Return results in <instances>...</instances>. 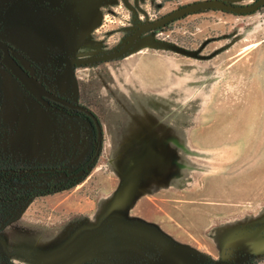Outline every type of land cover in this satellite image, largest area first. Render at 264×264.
Returning <instances> with one entry per match:
<instances>
[{
  "label": "rangeland",
  "instance_id": "obj_1",
  "mask_svg": "<svg viewBox=\"0 0 264 264\" xmlns=\"http://www.w3.org/2000/svg\"><path fill=\"white\" fill-rule=\"evenodd\" d=\"M72 1L88 35L71 53L85 58L118 50L143 23L202 0ZM67 52L60 53L63 60ZM145 52L208 66V75H191V95L183 101L181 81L170 75L177 127L172 133L161 129L149 144L141 142L145 135L113 144L107 129L84 180L4 209L1 264H163L168 251L175 252V264H264V255L243 249L229 230L238 222L240 233L264 237V7L247 15L218 10L188 15L144 33L122 57ZM54 59L46 66L27 62L51 89L101 114L103 93L93 95L88 87L106 65L76 66L73 84L64 87V69ZM77 86L80 92L73 91ZM47 110L59 121V139L33 154L13 153L2 143L0 157L70 169L83 163L96 142L91 124ZM167 131L175 142L162 136Z\"/></svg>",
  "mask_w": 264,
  "mask_h": 264
},
{
  "label": "crops",
  "instance_id": "obj_2",
  "mask_svg": "<svg viewBox=\"0 0 264 264\" xmlns=\"http://www.w3.org/2000/svg\"><path fill=\"white\" fill-rule=\"evenodd\" d=\"M71 4L65 7L69 18L59 9L35 7L30 0H0V37L13 45L26 62L46 66L57 57L54 60L60 65L63 62L60 53L88 35L86 24L81 23ZM33 7L39 10L33 12ZM103 65L108 70L96 72L97 75L88 74L95 75L88 90L93 95L99 92L102 96L103 93L102 113L92 111L99 117L103 134L107 135L108 129L113 144L129 142L128 137L138 141L137 136L141 135L146 136L141 142L149 144L161 129L169 128L172 133L177 124L174 118L171 119L176 104L170 99L175 94V77L170 75H178L181 81L182 101L183 97L188 99L191 95V75H208V66L201 61L150 52L103 62ZM163 75L164 82L160 86ZM67 84L64 87L73 84L71 78ZM73 91L80 92V89L77 86ZM185 109L189 112L191 106L187 105ZM58 124L59 121L0 64V150L3 144H8L12 152L24 149L29 154L35 149L47 151L51 139H59L55 133ZM171 133L167 131L162 136L175 142L169 138ZM229 228L235 243L248 252L264 255V237L240 233L238 222ZM175 259V252L168 251L161 262L175 264Z\"/></svg>",
  "mask_w": 264,
  "mask_h": 264
},
{
  "label": "water",
  "instance_id": "obj_3",
  "mask_svg": "<svg viewBox=\"0 0 264 264\" xmlns=\"http://www.w3.org/2000/svg\"><path fill=\"white\" fill-rule=\"evenodd\" d=\"M51 1V0H50ZM63 0H55L50 5L52 7L62 6ZM129 4V3H128ZM264 6V0H255L249 4H234L226 0H202L188 3L175 10L156 18L155 20L147 21L140 25L135 32L129 37L124 45L113 52L89 56L85 58H76L72 56L71 48L67 52V57L59 65L64 67V72L61 77V86L66 85L76 66L88 65L99 62L110 61L126 55L131 47L135 44L136 40L146 32L165 27L169 22L178 18L185 17L188 14L198 13L200 11L214 9L223 12L232 13L235 15H247L260 10ZM0 64L3 65L22 85L23 87L43 106L51 107L50 100H53L62 107L75 109L85 113L91 120L95 135L96 145L98 150L96 155L100 154V149L103 143V127L99 117L87 106L78 104L66 97L58 95L49 90L36 76L32 75L25 66V58L23 55L6 41L0 39ZM90 169V167L88 168ZM85 169L80 171L78 175L84 174ZM231 264H252V263H231ZM255 264V263H254ZM257 264V263H256Z\"/></svg>",
  "mask_w": 264,
  "mask_h": 264
},
{
  "label": "trees",
  "instance_id": "obj_4",
  "mask_svg": "<svg viewBox=\"0 0 264 264\" xmlns=\"http://www.w3.org/2000/svg\"><path fill=\"white\" fill-rule=\"evenodd\" d=\"M264 7V6H263ZM262 7V8H263ZM261 8V9H262ZM214 10V9H208ZM217 11V10H216ZM219 11V10H218ZM201 12V11H200ZM199 13V12H198ZM228 13V12H226ZM255 13V12H254ZM195 14V13H194ZM232 14V13H229ZM253 14V13H251ZM191 15V14H190ZM169 26L158 28L156 30L164 29ZM83 119L92 123L90 118L82 115ZM96 139V138H95ZM98 146L96 143H92L89 149V153L86 159H91L93 162L87 165L84 174L76 175L77 172L82 169L79 166L69 168L59 164V190L69 189L75 186L80 180H84L88 173L95 167L99 155H96ZM102 150V147L100 151ZM34 166H45L44 164H27L21 161L9 162L3 157H0V229H1V216L4 209L11 207L19 201L31 200L35 197L42 196V194H49L54 191V188L50 187L57 177L54 174H42L50 177V181L47 182L39 174L33 173L31 168ZM90 167V169H88ZM48 186V191L44 190V187ZM57 188H55L56 190ZM1 264V261H0Z\"/></svg>",
  "mask_w": 264,
  "mask_h": 264
},
{
  "label": "flooded vegetation",
  "instance_id": "obj_5",
  "mask_svg": "<svg viewBox=\"0 0 264 264\" xmlns=\"http://www.w3.org/2000/svg\"><path fill=\"white\" fill-rule=\"evenodd\" d=\"M55 0H30V2L35 6V7H40V8H49V9H53V10H58L59 9V11H62V12H64V14H65V16L66 17H69V14L66 12V10H65V7H66V5L67 4H70L71 2L73 3V1L72 0H63V3H62V6H60V7H52L50 4L51 3H53ZM66 12V13H65ZM188 15H190V14H188ZM188 15H186V16H188ZM185 16V17H186ZM70 18V17H69ZM182 18H184V17H182ZM182 18H178V19H176V20H179V19H182ZM176 20H174V21H176ZM174 21H171V22H169L166 26H169V25H171V23H173ZM0 39H2V40H4L3 38H1L0 37ZM5 41V40H4ZM8 43V42H7ZM8 44H10V43H8ZM11 45V44H10ZM12 47H14L13 45H11ZM15 48V47H14ZM16 49V48H15ZM64 61V60H63ZM27 70H29V72L32 74V75H34V76H36L37 74H36V72H34V70L32 69V65L31 64H29L28 62H26L25 61V66H24ZM60 67V66H59ZM63 69H64V67H62ZM36 78L37 79H39V77H37L36 76ZM40 80V79H39ZM41 81V80H40ZM42 82V81H41ZM43 83V82H42ZM49 90H51L52 92H54V93H56V94H58V95H61V94H59V92H57V91H54L53 89H51L48 85H46L45 83H43ZM61 96H63V97H66V96H64V95H61ZM67 98V97H66ZM69 99V98H68ZM71 100V99H70ZM50 102H51V107H46V106H43V107H45L46 109H50L51 111H54V112H60V113H65V114H67L68 116H70V117H78V118H83L82 117V115H85L86 117H88L85 113H83L82 111H79V110H75V109H69L68 107H62L61 106V104H59V103H57V102H55V101H53V100H50ZM39 103V102H38ZM77 103V102H76ZM78 104H80V103H78ZM41 105V104H40ZM81 105H84V104H82L81 103ZM89 118V117H88ZM91 124V126H92V128H93V131H94V127H93V124L92 123H90ZM94 134H95V131H94ZM95 137H96V135H95ZM90 162H93V160H91V159H86L83 163H81L80 165H77V166H79V168H82V169H80L77 173H79L80 171H82L83 170V168H85V167H87V165H89V164H91ZM89 163V164H88ZM31 164H33V165H36V163L34 164V163H31ZM38 165V164H37ZM31 171H33V173H40L39 175L41 176L42 174H48V173H50V174H54L56 177H57V179H56V181L55 182H53V184H51V186L50 187H52V188H54V190H55V188H59V164H51V165H45V166H34V167H32L31 168ZM77 176H78V174H76ZM42 177V176H41ZM44 190L45 191H48V186H45L44 187ZM51 193H53V191H51ZM257 264H263V263H258V262H256ZM255 263V264H256ZM252 264H254V262L252 263Z\"/></svg>",
  "mask_w": 264,
  "mask_h": 264
}]
</instances>
